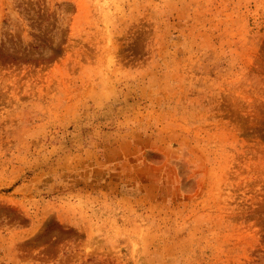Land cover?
Returning <instances> with one entry per match:
<instances>
[{
    "label": "rangeland",
    "instance_id": "1",
    "mask_svg": "<svg viewBox=\"0 0 264 264\" xmlns=\"http://www.w3.org/2000/svg\"><path fill=\"white\" fill-rule=\"evenodd\" d=\"M0 264H264V0H0Z\"/></svg>",
    "mask_w": 264,
    "mask_h": 264
}]
</instances>
